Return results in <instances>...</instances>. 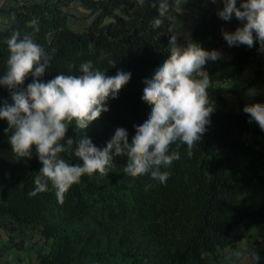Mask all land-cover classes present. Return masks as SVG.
<instances>
[{
    "label": "trees",
    "instance_id": "16d2710c",
    "mask_svg": "<svg viewBox=\"0 0 264 264\" xmlns=\"http://www.w3.org/2000/svg\"><path fill=\"white\" fill-rule=\"evenodd\" d=\"M77 5L88 12L89 22L81 29L72 25L71 10ZM10 11L16 20L0 31V74L9 54L6 39L15 31L32 34L51 56L41 78L45 82L59 74L79 75V65L88 60L109 76L131 71L118 98L108 101L109 111L83 133L103 148L124 124L131 139L134 122L150 108L140 95L142 77L170 55L174 35L158 0H26ZM217 13L209 11L188 38L177 36L178 44L193 41L219 50L227 43L219 29L229 21ZM258 49V44L245 46L230 61L206 63L210 99L222 108L212 114L191 157L186 145L171 146L180 159L173 162L166 184L128 174L125 153L114 151L109 174L83 176L62 204L50 181L48 191L29 196L42 164L35 146L31 158L12 151L11 133L4 131L8 122L0 120V229L22 237V244L11 247L22 249L26 233L39 232L51 242L50 250L38 255L40 264H215L220 250L250 238L252 230L264 240V194L259 204L251 193L255 182L264 188V130L249 123L243 110L227 109L233 90L225 87L251 64L263 73ZM32 80L29 76L21 87ZM5 100L12 103L10 91L0 86V105ZM80 135L73 124L66 139ZM61 155L69 163H82L72 154Z\"/></svg>",
    "mask_w": 264,
    "mask_h": 264
},
{
    "label": "clouds",
    "instance_id": "9594fccd",
    "mask_svg": "<svg viewBox=\"0 0 264 264\" xmlns=\"http://www.w3.org/2000/svg\"><path fill=\"white\" fill-rule=\"evenodd\" d=\"M211 2L216 4L219 0ZM222 2L218 16L231 21L234 15L241 22L235 31H223L227 44L249 48L258 44V50L264 53V0H240L239 6L238 0ZM158 8L160 13L166 14L170 0H158ZM3 30L0 24V31ZM48 38L50 40V33ZM6 44L9 54L5 71L0 74V86L10 91L12 103L5 100L0 105V120L8 122L9 127L4 131L11 133L12 151L20 157L31 158L35 146V154L42 164L29 196L48 191L50 181L57 201L62 204L65 194L83 176L109 174L114 151L125 153L124 168L128 174L149 176L151 181L166 184L173 162L180 159V152L171 146L186 145V154L191 157L211 124L215 103L209 96L212 80L204 66L221 58L219 50H206L193 41L182 46L177 36L172 35L170 55L142 77L140 95L150 103L147 115L134 122L131 139L128 127L121 124L107 146L101 148L83 133L102 113L109 111L108 101L118 98L132 72L121 69L109 76L107 70L95 67L93 61L88 60L79 65V75L59 74L45 82L41 78L51 67L52 58L32 34L15 31L6 39ZM109 63L115 66L114 62ZM29 76L33 77L32 82L26 88L21 87ZM257 94L256 88L246 93L249 97ZM243 112L248 114L249 123H256L264 130V103L246 104ZM73 124L81 135L75 140L66 139L69 126ZM62 153L72 154L82 163H69ZM153 186L148 184L146 188ZM232 255L239 256V253ZM252 255L259 261L257 253L252 252Z\"/></svg>",
    "mask_w": 264,
    "mask_h": 264
},
{
    "label": "rangeland",
    "instance_id": "374dc122",
    "mask_svg": "<svg viewBox=\"0 0 264 264\" xmlns=\"http://www.w3.org/2000/svg\"><path fill=\"white\" fill-rule=\"evenodd\" d=\"M74 17L72 25L75 29H81L85 24V13L79 5L71 10ZM260 64L263 73H257L256 64H251L241 74L229 80L225 87L233 90L228 96L227 109L242 112L243 107L249 103H264V53H259ZM256 88L258 94L255 97L246 95L248 89ZM222 107L215 104V110ZM251 193L259 197V204L263 199L264 188L255 182L251 188ZM11 244H22V237L0 229V264H40L38 255L47 253L50 250L51 242L45 240L39 232H28L25 235L23 248L11 247ZM238 252L239 256L232 253ZM252 252L259 255L257 261ZM220 262L215 264H264V240L259 237L256 230L250 232V238L244 239L224 250L219 251Z\"/></svg>",
    "mask_w": 264,
    "mask_h": 264
},
{
    "label": "crops",
    "instance_id": "0c3cea01",
    "mask_svg": "<svg viewBox=\"0 0 264 264\" xmlns=\"http://www.w3.org/2000/svg\"><path fill=\"white\" fill-rule=\"evenodd\" d=\"M24 1L26 0H0V24L4 26V29L9 28L16 20L15 13L13 11L11 12L10 9L17 6L18 2L23 3ZM139 1L143 2L144 0ZM239 2L240 1H238V6ZM222 6V0H219L216 4H213L211 0H170V8L167 11L166 18L171 21V30L175 36L188 38L209 11H218ZM81 9L84 11V17L86 18L88 12L82 7ZM86 22H89V20L87 19ZM239 26H241V22L233 15V19L229 21L228 24L220 27L219 35L223 37V31L233 32ZM245 46L246 45L230 47L225 43L219 49L222 53L221 59L230 61L237 51Z\"/></svg>",
    "mask_w": 264,
    "mask_h": 264
}]
</instances>
